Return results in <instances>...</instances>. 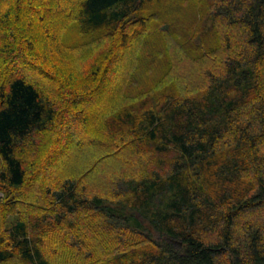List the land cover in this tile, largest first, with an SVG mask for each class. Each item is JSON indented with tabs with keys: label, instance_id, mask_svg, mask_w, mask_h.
Returning a JSON list of instances; mask_svg holds the SVG:
<instances>
[{
	"label": "trees",
	"instance_id": "16d2710c",
	"mask_svg": "<svg viewBox=\"0 0 264 264\" xmlns=\"http://www.w3.org/2000/svg\"><path fill=\"white\" fill-rule=\"evenodd\" d=\"M0 264H264V0H0Z\"/></svg>",
	"mask_w": 264,
	"mask_h": 264
},
{
	"label": "rangeland",
	"instance_id": "374dc122",
	"mask_svg": "<svg viewBox=\"0 0 264 264\" xmlns=\"http://www.w3.org/2000/svg\"><path fill=\"white\" fill-rule=\"evenodd\" d=\"M206 25H207V23H206Z\"/></svg>",
	"mask_w": 264,
	"mask_h": 264
}]
</instances>
